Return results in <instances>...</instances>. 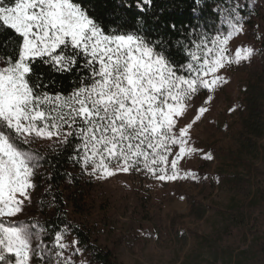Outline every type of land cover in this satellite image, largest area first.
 Masks as SVG:
<instances>
[{"label": "snow or ice", "instance_id": "obj_1", "mask_svg": "<svg viewBox=\"0 0 264 264\" xmlns=\"http://www.w3.org/2000/svg\"><path fill=\"white\" fill-rule=\"evenodd\" d=\"M153 2L134 0L138 11L129 18L131 5L115 0V27L106 28L74 0H0V29L11 32L0 44V264H77L83 249L78 239L67 241L70 225L19 219L45 165L55 167L66 152L97 180L130 172L161 182L201 179L181 175L178 162L203 153L191 145V129L229 82V66L250 61L255 51L230 48L244 32L247 0L215 4V26L169 25L174 41L151 35ZM193 4L197 14L201 0ZM37 63L57 74L77 70L73 89L45 90ZM202 91L203 104L181 124Z\"/></svg>", "mask_w": 264, "mask_h": 264}, {"label": "rangeland", "instance_id": "obj_2", "mask_svg": "<svg viewBox=\"0 0 264 264\" xmlns=\"http://www.w3.org/2000/svg\"><path fill=\"white\" fill-rule=\"evenodd\" d=\"M247 4L244 32L230 48L251 46L252 58L229 66V82L216 90L191 129L190 143L203 153L178 162L181 175L192 171L201 179L161 182L137 172L105 180L87 175L89 208L72 220L96 226L99 244L119 264H264V130L258 135L247 123L251 114L264 123V0ZM206 97L202 91L192 101L181 124ZM38 200L34 190L19 219L41 221ZM75 260L88 264L82 257Z\"/></svg>", "mask_w": 264, "mask_h": 264}, {"label": "trees", "instance_id": "obj_3", "mask_svg": "<svg viewBox=\"0 0 264 264\" xmlns=\"http://www.w3.org/2000/svg\"><path fill=\"white\" fill-rule=\"evenodd\" d=\"M74 2H79L82 7L88 9L89 14L101 26H106V28L115 27L110 23L115 0H74ZM124 2L131 5L128 9L130 18L138 10L135 7L134 0H124ZM218 2H222V0H201L198 13L194 14L192 12L193 0H154L153 6L148 9L146 17L151 28V35L153 38L165 36L166 39L174 41L176 33L170 30L169 25L175 24L178 30L183 27L185 31L189 27H195L204 21L207 22V25L215 26L219 24V19L215 18L212 8ZM245 13L247 12L245 11ZM137 23L140 27H143L145 21L138 20ZM10 35L11 32L0 29V44L5 42ZM173 56L175 59H181L175 49H173ZM35 71L43 74L42 83L48 86L45 90L64 94H68L73 89L74 81L78 75L77 70L72 73L57 74L39 63L35 65ZM247 123L252 132L263 133L264 123L261 116L256 118L255 114H251ZM67 156L68 153L66 152L64 155L55 158V167L45 165V169L42 170L44 174L36 178L39 185L35 189L39 198L37 206L44 213L43 219L39 222L55 226L57 229L63 227L64 224L70 225L71 235L67 236V241L78 239L80 241L79 246L83 249L82 254L75 256L74 259L82 257L88 264H119L114 253L99 244L100 232L96 226L79 224L72 220L73 214L78 216L87 212L92 190L85 184L87 174H83L78 166L66 158ZM65 173L70 175H65ZM134 175H136V172H134Z\"/></svg>", "mask_w": 264, "mask_h": 264}]
</instances>
